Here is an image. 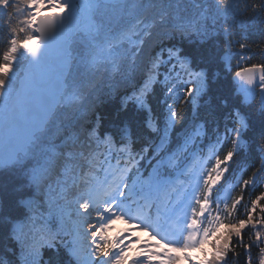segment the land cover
Wrapping results in <instances>:
<instances>
[{
	"label": "snow or ice",
	"instance_id": "6c2138e0",
	"mask_svg": "<svg viewBox=\"0 0 264 264\" xmlns=\"http://www.w3.org/2000/svg\"><path fill=\"white\" fill-rule=\"evenodd\" d=\"M257 23L264 0H0V264H264Z\"/></svg>",
	"mask_w": 264,
	"mask_h": 264
},
{
	"label": "trees",
	"instance_id": "16d2710c",
	"mask_svg": "<svg viewBox=\"0 0 264 264\" xmlns=\"http://www.w3.org/2000/svg\"><path fill=\"white\" fill-rule=\"evenodd\" d=\"M249 36L251 41L259 42L261 38H264V24L257 23L253 28L249 31ZM2 48V46H0ZM233 63L235 64L236 61L234 60ZM105 112L106 118L108 113L111 111V106H107L103 109ZM258 160L254 156H242L237 159V162L233 165V172L237 171L238 169L242 170L248 168L249 165L257 164ZM10 244L2 235H0V255H3L5 251V245Z\"/></svg>",
	"mask_w": 264,
	"mask_h": 264
}]
</instances>
